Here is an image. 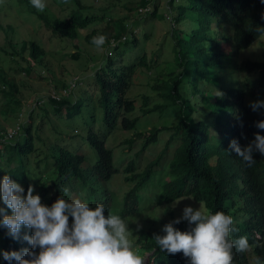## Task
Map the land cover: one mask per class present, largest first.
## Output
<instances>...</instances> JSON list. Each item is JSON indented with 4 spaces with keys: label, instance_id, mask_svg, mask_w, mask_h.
Masks as SVG:
<instances>
[{
    "label": "trees",
    "instance_id": "trees-1",
    "mask_svg": "<svg viewBox=\"0 0 264 264\" xmlns=\"http://www.w3.org/2000/svg\"><path fill=\"white\" fill-rule=\"evenodd\" d=\"M17 1L21 5L22 12L36 17L44 29L50 31L51 35L60 41H75L79 30L98 22H106L105 28L99 31L100 34L97 30H93L85 36L86 43L90 46H94L91 40L95 36L104 35L107 38L104 45L105 61L93 75L94 84L99 92V103L103 109V127L99 133H95L92 129L87 131L86 142L96 154V161L88 170L82 168L85 161L82 155L57 145L51 148L45 159L35 158V167L30 164V157L40 150V146L37 148L35 144V141L40 142L38 136L34 137L35 127L25 122L28 118L32 121V116L28 115L32 108L29 109V105H22L21 99L17 97L20 89L15 77L0 69V95L4 99L5 112L13 115L12 119L16 121L18 128L12 139H6L8 131L0 127V146H2L0 148V179L3 175H9L14 182L24 188L25 193L31 184L37 190L33 194L39 195L41 200H46L45 206L50 207L60 196L66 200L63 188L71 181L80 180L83 185L91 187L93 184L102 185L108 182L116 173L113 168L112 152L105 145L106 140L118 126L124 131L136 130L138 118L130 117L136 110V100L128 99L126 94L138 70L145 69L149 72L158 65V63L148 62L144 52L133 53L134 56L130 57L128 64H123L121 58L126 50H136L139 37L135 29L141 22L155 21L161 4L160 0H140L138 3H129L121 8L117 5L120 0H116L117 3L107 0L110 3L109 8L126 12L122 18L114 14L93 16L78 0H68L78 9L72 10L65 18L59 19L49 16L48 13L38 12L32 7L30 0ZM50 1L51 5L56 4L60 7L65 4L62 0ZM165 4L169 11L177 9L172 16L175 25L165 36L166 38L172 36L174 45L183 42V40H177L176 36H180L177 31H182L176 26L190 20L188 13L193 12L196 16L206 19V22H196L198 25L194 22L196 24H193L194 28L187 32L186 44L192 47V54L202 53V49L213 48L215 34L211 39L210 27L214 23L231 28V39L238 51L248 49L257 39L264 37V0H167ZM145 8L149 11L138 12L139 9ZM140 33L141 39H149L147 34ZM226 38L229 41L230 36ZM113 42L115 47H112ZM187 45L180 47L177 56L184 70L186 69L183 62L191 59L188 56L189 52L185 50ZM8 47L9 53L2 47L0 52L17 66L18 69L13 72L37 75L44 70V67L46 68L44 61L47 53L41 44L35 41H22L19 51L16 44L8 43ZM24 53L28 56L24 57ZM71 57L76 61L79 56L75 54ZM214 57L216 62L202 64L204 72L209 66L224 69L222 62L217 59L218 56ZM237 70L248 75L257 73V76L239 81L232 72H225L230 86H222L213 97L210 106L202 112L192 105L189 97L185 98L182 95V79L175 78L172 73H159L156 82L151 85V89L156 93L153 98L163 99L166 104L149 106L152 97L145 95L139 97L142 116L158 112L160 115L166 114L173 119L177 118V122L172 128L160 127L149 132L136 133L122 143L129 150L134 149L135 144H138L142 152L157 141L160 132H172L158 157L149 162L142 172H138L135 161L127 163L124 169L125 181H131L134 186L125 196V210L120 216L124 218L134 213L138 192L149 184L152 177L158 178L156 168L160 169L158 170L160 175L166 174L171 178L163 184L152 219L156 220L160 215L166 216L167 211H170L172 207L173 218L167 220V223L180 218L176 205H181L184 209L188 206L186 200L201 203L213 214L220 211L230 215L234 221L233 228L236 229L231 234V238L238 239L246 236L250 244L248 252L239 253L233 250V264H252V259L257 256L264 260V155L255 151L254 162L249 166L231 152L229 144L235 139L243 148L254 141L255 134L264 136V129L256 127L257 122L264 121V108L253 111L250 107L253 102L264 101V54L261 61L241 62ZM202 75L204 74L201 73L200 76ZM190 81L196 82L193 78ZM69 84L70 82L64 84L59 91L66 89ZM187 86L195 90L196 83H187ZM187 89L189 93L190 88L187 87ZM53 92L58 93V90H51L46 96L33 99L34 104L48 105L56 115H63V111L66 110L67 119L73 118L81 110L79 102L74 104L69 102L68 98L72 92L59 100L51 98ZM41 106L38 108L46 111ZM205 110L207 112H204ZM199 112L204 115L203 119L199 117ZM194 114L198 115L195 121ZM209 114L215 115L212 126L206 119ZM213 127L217 132L216 135L212 134ZM75 188L79 186L75 185ZM89 191L91 194L93 189L89 188ZM179 199L183 200L175 203ZM88 204L93 209L98 204H102L105 215H109L108 191L103 188L100 197ZM71 222L72 219L69 217L70 225ZM173 227L180 231H188L192 226L187 221H181ZM22 228L24 230L20 231L19 239L11 238L5 227L0 230V264H8L2 255L5 251H20L24 248L31 250V245L23 240V236L25 234L30 236L32 230L24 226ZM155 228V226L150 228L151 231L145 234L143 242L136 243L150 253L148 264H190L183 253L171 255L160 251L154 236L163 232H157ZM153 230L160 234L153 233ZM35 251L38 253L39 248ZM169 256L171 259L168 262ZM11 264H17V262L13 260Z\"/></svg>",
    "mask_w": 264,
    "mask_h": 264
},
{
    "label": "rangeland",
    "instance_id": "rangeland-1",
    "mask_svg": "<svg viewBox=\"0 0 264 264\" xmlns=\"http://www.w3.org/2000/svg\"><path fill=\"white\" fill-rule=\"evenodd\" d=\"M78 1L82 6H86L89 14L93 16L114 14L123 18L124 15H126L124 10L109 8L110 3L107 0ZM139 1L140 0H120L119 3H117L116 0H110L112 3H117L121 8L129 3H138ZM166 1L167 0L159 1L161 6L155 21L141 22L140 26L135 29L139 37V45L135 51L126 50L121 58L123 64H128L131 59L130 57L134 56L133 53L144 52L147 55L148 62H152V64L158 63V65L149 72H146L145 69L138 70V73L132 80V86L126 94L128 99L136 100V110L130 116L131 118H138L136 130L124 131L118 126L106 140L105 145L106 148L110 149L112 152L113 168L116 170V173L113 174L108 182L102 185L93 184L91 187L83 185L80 180L71 181L69 185L64 187L69 190V195L65 196L66 200L79 198L83 202L90 203L99 198L102 194V189L105 188L108 191L110 200L109 215L115 214L120 216L125 210V196L134 186L131 181H125L124 169L127 163L135 161L138 172H142L149 162L158 157L159 152L164 148V144L167 139L170 138L172 132H160L157 141L142 152H140L141 146L138 144H135L134 149L129 150L127 146L122 143L126 139H130L136 133L149 132L160 127L172 128L177 122V118L173 119L166 114L160 115L158 112L142 116L141 101L139 100L140 96L145 95L152 97L149 106L166 104L163 99L159 100L153 98L156 93L151 89V85L153 82H156V77L159 73H172L175 78L182 79V95L185 98L189 97L192 105L201 112L203 109L210 106L213 97L219 92L222 86H230V81L225 72H232L234 77L239 81L249 77L255 78L257 76V73L250 75L240 73L237 67L244 61H261L263 59L264 37L257 39L248 49L238 51L235 49L231 39V28L214 23L212 27H210L212 32L211 39L215 34L213 48L202 49V53L197 52L192 54V47H188L186 44V40H188L187 32L194 28V25L197 24L196 22H206V19L196 16L193 12L188 13V19L190 20L186 21L183 25L176 26L177 29L182 31H177V33H180V36H176L177 40H183V42L181 41L178 42L179 44L174 45L172 36H167V38L165 36L175 25L172 21V16L177 12V9L171 11L167 10ZM50 3V0H46L47 6L43 12L48 13L51 17H57L59 19L65 18L72 10L78 9L73 2H68L61 7L56 4L51 5ZM20 7L21 5L17 0H0V48H4L9 53L10 49L8 43L16 44L17 51H19L22 41H35L41 44L47 53L44 61L46 68L44 67V70L37 75H26L24 72H13V70L18 69L17 66L11 63L4 53L0 52V69L6 74L15 77L16 83L20 89V93L17 97L21 99L22 105H29V109L32 108L28 112V115L32 116L33 119L31 121L28 118L25 122L27 124L31 123L35 127L33 131L34 137L38 136L37 138L40 139V142L35 141V144L37 148L40 146V150L36 151L33 157H30V164L35 167L34 159H45L51 148L57 145L82 155L85 158L82 168L88 170L94 165L96 154L86 142L85 138L87 131L88 129H92L95 133H99L103 127V109L99 103V92L94 84L93 75L96 69L105 61V47L103 50H100L95 46L88 45L85 36L90 34L93 30H97L99 33V31L105 28L106 22H98L85 29L79 30L75 41H60V39L53 37L50 31H46L36 17L22 12ZM211 22L216 21L211 20ZM140 32L147 34L149 39H141ZM225 36H230L229 41ZM185 45H187V49L185 48V50L189 52L188 56L191 58L183 62L186 70H184V66L181 67L177 57L180 47H185ZM75 54L79 56L76 61L71 57ZM23 56L27 57L28 55L24 53ZM214 56H218L217 59L222 62L224 69H215L209 66L204 72V66L202 64L211 61L216 62V57ZM201 73L204 75L200 76ZM191 78L196 80V82L190 81ZM69 82H75V89L68 100L72 104L79 102L81 106V110L75 114L73 118H66V110L63 111V115H56L50 106L45 104V106L42 105L43 108L46 109L45 111L38 108V106H41L40 104H34L33 99L46 96L51 90L59 91L64 84L66 85ZM187 83H196L195 90L187 86ZM187 87L190 88L189 93ZM3 104L4 99L0 95V127L5 128L6 132L13 130L9 133L13 135L16 131L17 123L12 119V114H7L5 112L6 109ZM201 112H199V117L203 119L204 115ZM204 112H207V110ZM197 117L198 115H193L194 121L197 120ZM206 119L212 126L215 122V115L209 114ZM20 134H22V132H20ZM212 134H217V132L214 131V127L212 129ZM0 148H2V146H0ZM156 170L158 172V178L152 177L149 184L138 192L136 199L137 205L134 213L124 218L120 216L129 227L133 249L144 258V264L149 263L150 253L144 251V249L136 243L145 240V234L151 231V227L155 226L157 232H163V226L168 224L167 220L173 218L171 213L172 207L170 211H167L166 216L160 215L156 219L157 221L152 219L153 213L156 211V204L160 197L163 184L171 178L166 174L160 175L158 171L160 169L156 168ZM75 185L79 186V188H75ZM89 188L93 189L91 194ZM34 191L37 190L34 189ZM186 201L188 206H191L194 210L198 209L199 206H203L201 203L192 202L191 200ZM41 203L46 205L47 201L41 200ZM176 206L178 207V214L182 216L183 208L181 205ZM0 208H4L8 215L12 214L11 210L7 209L3 204L2 199H0ZM2 228L4 227H0V230ZM23 230L24 229L21 227V231ZM152 232L157 233L154 230ZM162 234H164V232ZM170 259L171 256H169L167 261L169 262ZM252 264H255V259H252Z\"/></svg>",
    "mask_w": 264,
    "mask_h": 264
},
{
    "label": "clouds",
    "instance_id": "clouds-1",
    "mask_svg": "<svg viewBox=\"0 0 264 264\" xmlns=\"http://www.w3.org/2000/svg\"><path fill=\"white\" fill-rule=\"evenodd\" d=\"M62 2L66 4L68 0ZM30 3L38 12H43L47 6L46 0H30ZM106 41L104 35H99L93 37L91 43L103 50ZM250 107L253 111L264 108V101L253 102ZM256 127L264 129V121L257 122ZM229 149L250 166L255 151L264 155V136L255 134L254 141L243 148L233 139ZM63 192L69 195L67 188ZM33 193L31 184L25 193L9 175L0 179V199L12 213L8 215L0 208V227L7 228V234L13 239L20 238L22 226L32 230L30 236H23L31 250L24 248L2 253L8 264L13 260L17 264H144V258L133 249L128 225L119 215H105L102 204L93 209L79 198L65 200L60 196L48 207ZM182 220L192 226L190 230L180 231L173 227ZM233 223L232 216L223 212L213 214L203 206L196 210L186 206L180 218L163 226L165 234L155 235L154 239L160 251L171 255L183 253L190 264H233L234 249L239 253L250 250L246 236L231 238L236 231ZM257 237L259 239V234ZM254 259L255 264H264L260 257Z\"/></svg>",
    "mask_w": 264,
    "mask_h": 264
},
{
    "label": "built area",
    "instance_id": "built-area-1",
    "mask_svg": "<svg viewBox=\"0 0 264 264\" xmlns=\"http://www.w3.org/2000/svg\"><path fill=\"white\" fill-rule=\"evenodd\" d=\"M141 11L142 12H146V11H149V9L145 8L144 10H141V9L138 10V12H141ZM73 89H75V82H70V84L68 85V87L66 89H62V90L58 91V93H54L53 92L52 95H51V98L55 99V100H59L61 97H67V95L69 93H71ZM17 130H18V128H16V131H15V133L13 135L9 134L13 130L10 131V132L8 131L7 135H6V139H12L16 135Z\"/></svg>",
    "mask_w": 264,
    "mask_h": 264
}]
</instances>
